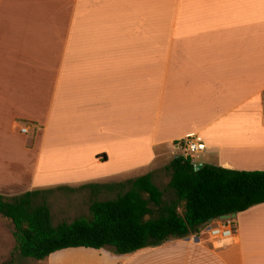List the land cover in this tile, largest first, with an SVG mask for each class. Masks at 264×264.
Here are the masks:
<instances>
[{
	"label": "crops",
	"instance_id": "obj_1",
	"mask_svg": "<svg viewBox=\"0 0 264 264\" xmlns=\"http://www.w3.org/2000/svg\"><path fill=\"white\" fill-rule=\"evenodd\" d=\"M195 136L196 166L264 171V0H0V195L157 185ZM235 219L224 246L193 234L37 264H264V202Z\"/></svg>",
	"mask_w": 264,
	"mask_h": 264
},
{
	"label": "trees",
	"instance_id": "obj_2",
	"mask_svg": "<svg viewBox=\"0 0 264 264\" xmlns=\"http://www.w3.org/2000/svg\"><path fill=\"white\" fill-rule=\"evenodd\" d=\"M172 197L164 198L150 173L124 182L93 185L116 190L113 198L93 199L87 216L52 223L42 191L7 198L0 216L13 225L14 251L42 260L70 247L107 248L116 254L189 237L210 220L264 202V171H240L203 164L179 155L164 167Z\"/></svg>",
	"mask_w": 264,
	"mask_h": 264
},
{
	"label": "rangeland",
	"instance_id": "obj_3",
	"mask_svg": "<svg viewBox=\"0 0 264 264\" xmlns=\"http://www.w3.org/2000/svg\"><path fill=\"white\" fill-rule=\"evenodd\" d=\"M26 138L30 143L31 135H27ZM168 181L169 174L165 169H161L156 179V183L164 192L165 200L172 197V191L167 186ZM115 195L116 190H109L107 188L92 189L91 187H82L75 192L55 189L52 193L47 195L48 198H52L49 206L53 208L55 214L53 224L62 221L70 222L76 217L87 216L91 200L113 198ZM0 225L3 229H0V236L2 238V245L0 248V255H2V257L0 258V264H37L39 260L22 257L18 252L14 251L15 242L12 235V223L1 217Z\"/></svg>",
	"mask_w": 264,
	"mask_h": 264
},
{
	"label": "built area",
	"instance_id": "obj_4",
	"mask_svg": "<svg viewBox=\"0 0 264 264\" xmlns=\"http://www.w3.org/2000/svg\"><path fill=\"white\" fill-rule=\"evenodd\" d=\"M23 132H27V128H21ZM185 157H191L195 153L202 152L206 149V145L200 137H188L180 140L177 143ZM236 233V219L235 214H228L210 220L203 225L199 232L194 234L200 237L201 234L205 239L209 240L216 246H224L234 240Z\"/></svg>",
	"mask_w": 264,
	"mask_h": 264
},
{
	"label": "water",
	"instance_id": "obj_5",
	"mask_svg": "<svg viewBox=\"0 0 264 264\" xmlns=\"http://www.w3.org/2000/svg\"><path fill=\"white\" fill-rule=\"evenodd\" d=\"M199 167H200V165H197V166H196V168H199Z\"/></svg>",
	"mask_w": 264,
	"mask_h": 264
}]
</instances>
